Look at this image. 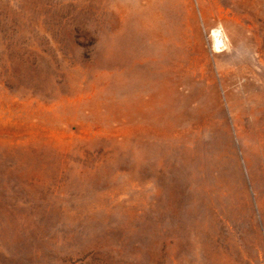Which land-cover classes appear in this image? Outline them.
I'll list each match as a JSON object with an SVG mask.
<instances>
[{
    "label": "rangeland",
    "instance_id": "rangeland-1",
    "mask_svg": "<svg viewBox=\"0 0 264 264\" xmlns=\"http://www.w3.org/2000/svg\"><path fill=\"white\" fill-rule=\"evenodd\" d=\"M0 264H264V0H0Z\"/></svg>",
    "mask_w": 264,
    "mask_h": 264
},
{
    "label": "bare ground",
    "instance_id": "bare-ground-1",
    "mask_svg": "<svg viewBox=\"0 0 264 264\" xmlns=\"http://www.w3.org/2000/svg\"><path fill=\"white\" fill-rule=\"evenodd\" d=\"M212 34H214V36H215V42L213 41V43H215L214 44L215 46L213 45L214 46V52L215 53H221L223 51V49L226 47V43L223 40V37L221 36V35H223V33L221 30L215 29Z\"/></svg>",
    "mask_w": 264,
    "mask_h": 264
}]
</instances>
